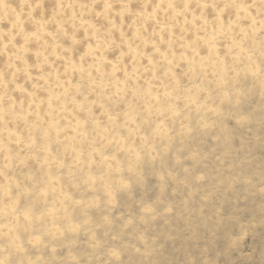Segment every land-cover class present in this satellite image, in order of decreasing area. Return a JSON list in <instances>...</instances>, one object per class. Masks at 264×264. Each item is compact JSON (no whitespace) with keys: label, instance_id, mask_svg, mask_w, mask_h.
Masks as SVG:
<instances>
[{"label":"bare ground","instance_id":"6f19581e","mask_svg":"<svg viewBox=\"0 0 264 264\" xmlns=\"http://www.w3.org/2000/svg\"><path fill=\"white\" fill-rule=\"evenodd\" d=\"M244 80H264V0H0L4 247L20 254V232L40 222L61 234L59 174L111 197L122 158L152 157L172 126L207 127ZM28 166L42 177L30 197L49 203L38 213L18 204Z\"/></svg>","mask_w":264,"mask_h":264},{"label":"rangeland","instance_id":"374dc122","mask_svg":"<svg viewBox=\"0 0 264 264\" xmlns=\"http://www.w3.org/2000/svg\"><path fill=\"white\" fill-rule=\"evenodd\" d=\"M240 86L207 127L194 120L181 135L172 126L152 157L131 167L122 158L128 170L111 180V197L59 174L71 201L55 221L61 234L44 222L23 230L20 254L0 240L6 263L264 264V80ZM24 175L31 195L18 204L38 213L49 205L30 197L42 177L33 166Z\"/></svg>","mask_w":264,"mask_h":264}]
</instances>
